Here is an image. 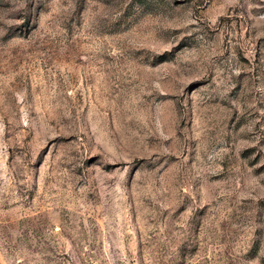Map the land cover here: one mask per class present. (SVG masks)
Here are the masks:
<instances>
[{
	"label": "rangeland",
	"instance_id": "rangeland-1",
	"mask_svg": "<svg viewBox=\"0 0 264 264\" xmlns=\"http://www.w3.org/2000/svg\"><path fill=\"white\" fill-rule=\"evenodd\" d=\"M0 264H264V0H0Z\"/></svg>",
	"mask_w": 264,
	"mask_h": 264
}]
</instances>
